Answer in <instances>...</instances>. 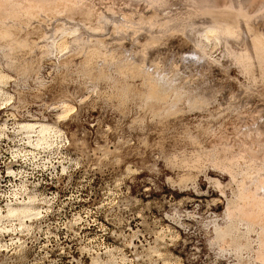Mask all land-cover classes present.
Masks as SVG:
<instances>
[{"label": "rangeland", "instance_id": "374dc122", "mask_svg": "<svg viewBox=\"0 0 264 264\" xmlns=\"http://www.w3.org/2000/svg\"><path fill=\"white\" fill-rule=\"evenodd\" d=\"M252 1L0 0V214L38 212L0 222V264H264L231 210L264 201Z\"/></svg>", "mask_w": 264, "mask_h": 264}, {"label": "bare ground", "instance_id": "6f19581e", "mask_svg": "<svg viewBox=\"0 0 264 264\" xmlns=\"http://www.w3.org/2000/svg\"><path fill=\"white\" fill-rule=\"evenodd\" d=\"M189 1V0H188ZM254 1V0H253ZM252 1V2H253ZM259 1V0H258ZM6 2V1H5ZM199 2V1H198ZM193 3V2H192ZM191 3V4H192ZM201 3V2H200ZM199 3V4H200ZM219 3V2H218ZM232 3V2H231ZM254 3V2H253ZM257 3V2H256ZM15 4V3H14ZM224 4H225V2H224ZM233 4V3H232ZM261 4V3H260ZM18 5H20V4H18ZM17 5V6H18ZM198 5V4H197ZM254 5V4H253ZM200 6V5H199ZM222 6V5H221ZM228 6V5H227ZM261 6V5H260ZM9 7V6H8ZM10 7H11V5H10ZM196 7V6H195ZM263 8V7H262ZM206 9V8H205ZM224 9V8H223ZM231 9V8H230ZM229 9V10H230ZM232 10H233V8H232ZM263 10H264V8H263ZM238 11V10H237ZM236 11V12H237ZM8 12V11H7ZM7 12H5V13H7ZM241 12H243V11H241ZM248 12V11H247ZM252 12V11H251ZM3 13H4V11H3ZM257 13V12H256ZM262 14V13H261ZM260 14V15H261ZM7 15H8V13H7ZM251 15V14H250ZM250 15H247V17L248 16H250ZM220 24V23H219ZM214 25V24H213ZM216 25H217V23H216ZM222 25V24H221ZM224 25V24H223ZM226 25V24H225ZM209 26H212V25H209ZM209 28V27H208ZM207 29V28H206ZM58 30V29H57ZM62 30V29H61ZM63 31V30H62ZM62 31H61V33H62ZM203 31V30H202ZM206 31V30H205ZM59 32V31H58ZM72 32H74V31H72ZM72 32H70V33H72ZM204 32V31H203ZM208 33H211L209 36H212V37H219V35L220 34H227L228 35V33H230V29H229V27H211V28H209V30L207 31ZM201 33V32H200ZM231 33H232V31H231ZM230 33V34H231ZM234 33V32H233ZM203 34H205V32L203 33ZM229 34V35H230ZM12 35V34H11ZM201 35H202V33H201ZM232 35V34H231ZM3 37H9L10 36V34H8V33H6V32H4L3 33V35H2ZM65 36V35H64ZM261 37V36H260ZM263 37V36H262ZM64 38V37H63ZM257 38V37H256ZM5 39V38H4ZM61 39V38H60ZM208 39H209V37H208ZM76 41V40H75ZM74 42V41H73ZM256 42V41H255ZM58 44V43H57ZM256 44L257 45H259V46H263L264 47V38H258L257 39V42H256ZM56 44H54V46H55ZM62 45H64V44H62ZM57 47V46H56ZM59 47V46H58ZM63 48V47H62ZM261 50V49H260ZM263 50V49H262ZM264 51V50H263ZM264 54V53H263ZM262 55V54H261ZM263 60V59H262ZM3 78H4V76L3 75H1L0 74V83L2 82V80H3ZM2 93V91H0V94ZM67 106V105H66ZM66 106H64V108L66 107ZM64 111V110H63ZM62 111V112H63ZM66 111V110H65ZM21 130H27V131H29V132H35L37 135V137H36V139L39 141L38 143H48V132H49V130H50V127L49 126H47V125H44V124H42V123H32V122H26V123H21L20 124V127H19ZM52 132V131H51ZM32 134V133H31ZM50 134V133H49ZM263 144V143H262ZM263 153V152H262ZM260 155V154H259ZM255 156H253V158H254ZM261 158H263V157H261ZM260 162V161H259ZM262 162V161H261ZM261 164V163H260ZM264 171V170H263ZM259 173V172H258ZM263 174V173H262ZM262 174H260V175H262ZM251 177V176H250ZM257 177V176H256ZM258 178V177H257ZM251 179H252V177H251ZM256 179V178H255ZM263 180H264V178H262ZM254 181V180H253ZM258 181V180H257ZM255 182V181H254ZM254 182H252L253 184H254ZM256 183V182H255ZM241 184H242V182H241ZM240 184V185H241ZM243 184H245V183H243ZM253 184H251V185H253ZM263 184V183H262ZM262 184L260 185V188H262L261 186H262ZM258 185V184H257ZM258 185V186H259ZM257 186V187H258ZM264 186V185H263ZM241 187V186H240ZM260 188H258L259 190H256V193L254 192V190L252 191L253 193H255V194H258L257 193V191H259L260 192V195H261V192L262 191H260ZM256 189V188H255ZM242 190V189H241ZM251 190H252V188H251ZM262 190H264V187H263V189ZM246 191V190H245ZM244 191V192H245ZM247 192H248V189H247ZM251 192V191H250ZM249 193V192H248ZM252 193V194H253ZM240 194V193H239ZM244 194V193H243ZM251 194V195H252ZM247 195V194H246ZM245 195V196H246ZM250 195V194H249ZM248 195V196H249ZM239 196H241V195H239ZM239 196H237V198L239 197ZM242 196H244V195H242ZM244 196V197H245ZM248 196L246 197L247 199H248ZM256 196H259V195H255V197ZM243 198V197H242ZM245 198V199H246ZM257 198V197H256ZM256 198H254L255 199V201L253 202V205L252 204H247V205H245L243 202H242V204H238L237 202V204H232V209L231 208H229V209H231V210H233V211H235V212H237V214L241 217V220L240 221H242V220H244L245 222H246V224L245 225H247L248 227L249 226H251L253 223L254 224H256V223H259L260 224V226L262 227L261 229H262V231H263V234H264V214L262 213V212H264V201L262 200V199H256ZM259 198V197H258ZM250 199H253V197L252 198H250ZM253 199V200H254ZM237 200V199H236ZM256 200H258V201H256ZM260 200V201H259ZM238 201V200H237ZM243 201V200H242ZM245 201H248V200H245ZM234 202V201H233ZM251 202V201H250ZM249 202V203H250ZM229 203V202H228ZM230 203H232V200H231V202ZM248 203V202H247ZM229 205V204H228ZM254 206V207H256L257 209H254V208H252V207ZM228 210V209H227ZM232 211V212H233ZM227 214L228 213H230V212H226ZM234 213V212H233ZM232 213V214H233ZM231 214V213H230ZM232 214H231V216H232ZM38 215V212L32 207V203L29 201V202H27V203H24V204H22V205H18V206H13V205H7L6 206V212H5V214H0V222L2 221V220H11V219H17V220H19L20 221V223L21 224H23V221L24 220H28V219H30V218H32V217H35V216H37ZM234 216H235V213L233 214ZM231 218H233V216L231 217ZM235 218H238V217H236L235 216ZM232 221H235V220H232ZM237 221H239V220H237ZM243 221V222H244ZM3 222V221H2ZM10 222V221H9ZM244 222V223H245ZM232 223V222H231ZM1 225V224H0ZM25 225V224H24ZM234 225V224H233ZM236 227V226H235ZM253 228V227H252ZM260 228V227H259ZM1 229H2V227H1ZM236 230V228H234V227H232V226H230V225H227V226H225L224 228H222V229H218L217 230V233L219 234V236L221 237V238H225V237H228L229 238V240H230V242H232V243H236V242H238V239L240 238L239 236H237V234H235V231ZM249 230H251L250 228H249ZM248 229L246 230L247 232L249 231ZM260 230V229H259ZM235 231V232H234ZM259 234H261V233H259ZM258 234V235H259ZM217 235V234H216ZM243 235V234H242ZM242 238V237H241ZM260 239H261V237L259 238V242H260ZM246 240V239H245ZM228 241V240H227ZM240 242V241H239ZM261 242H262V240H261ZM260 242V243H261ZM264 242V241H263ZM246 243V242H245ZM245 243H243L244 245H243V247H245V248H247V247H249L248 245H247V247H246V244ZM263 245H264V243H262ZM262 244H261V246H262ZM241 245H242V243H241ZM238 246V245H237ZM258 246H260V244H258ZM241 247V246H240ZM263 247V246H262ZM260 249V248H259ZM264 250V249H263ZM263 252V251H262ZM261 252V255L263 254ZM259 253V252H258ZM261 255H259V256H261ZM260 258H262V256L260 257ZM261 260V259H260Z\"/></svg>", "mask_w": 264, "mask_h": 264}]
</instances>
